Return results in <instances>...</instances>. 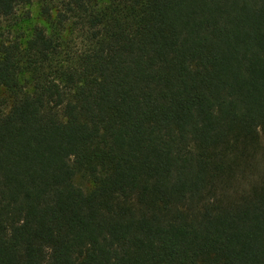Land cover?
Here are the masks:
<instances>
[{
    "label": "trees",
    "instance_id": "16d2710c",
    "mask_svg": "<svg viewBox=\"0 0 264 264\" xmlns=\"http://www.w3.org/2000/svg\"><path fill=\"white\" fill-rule=\"evenodd\" d=\"M0 0V264H264V0Z\"/></svg>",
    "mask_w": 264,
    "mask_h": 264
},
{
    "label": "rangeland",
    "instance_id": "374dc122",
    "mask_svg": "<svg viewBox=\"0 0 264 264\" xmlns=\"http://www.w3.org/2000/svg\"><path fill=\"white\" fill-rule=\"evenodd\" d=\"M28 9L30 10V13H31V19L29 21H25L24 25L32 24V23H39L40 19L37 18V3L35 0L28 7ZM262 143H264V138H262Z\"/></svg>",
    "mask_w": 264,
    "mask_h": 264
}]
</instances>
